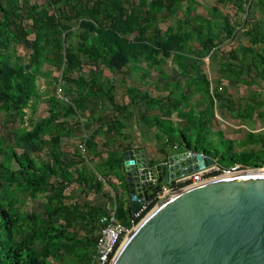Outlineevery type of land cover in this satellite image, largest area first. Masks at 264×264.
<instances>
[{"label":"rangeland","instance_id":"1","mask_svg":"<svg viewBox=\"0 0 264 264\" xmlns=\"http://www.w3.org/2000/svg\"><path fill=\"white\" fill-rule=\"evenodd\" d=\"M27 2L37 6L45 4L46 0H27ZM151 2L152 0H122V5L126 10L134 8L137 11H143L144 8L151 6ZM166 6H170L169 3H166ZM163 12H166V8ZM185 12L199 19L203 24H205L204 20L209 23L211 50L203 52L197 36L192 35L182 52L184 56L182 62L186 65L184 70H181L171 58H161L156 63H151L140 57L130 60L117 71L95 64L98 71L96 81L102 87L101 92H105L100 93L98 98L92 99L87 91H83L82 95L86 99L85 106L82 110H77V115H61L70 102L69 96L64 92L69 87V83L62 79L61 68H57L54 64L42 63L40 70L44 74L36 75V95L22 109L23 116L18 126L28 129L31 122L47 117L48 110L55 107L54 102L48 100L49 97H56L62 101L63 108H57V126H51L37 139L13 143L11 146L17 153L22 151L32 157L36 171L40 174L45 173L55 169L51 161V152L55 149L49 139L57 133L60 136L59 144L62 148L58 159L62 162L63 169H56V172H62V175L43 176L39 180L41 189L34 193L29 192L32 186L28 182L23 183L22 187L13 186L12 183L10 187L13 188V194L18 197L20 210L36 215L45 213L50 216L51 222L61 224L63 229L74 234L75 239L71 240V238L67 241L68 246L78 243L76 238L85 234L84 229L99 226L104 216L95 215L93 221L85 216L82 221H76V218L65 212L61 214L52 212L46 200V194L51 189L50 182L56 180L53 184L62 188V194L67 196L63 199L66 205L87 209L88 207L81 206L88 203L91 206H99L101 211L108 214L112 207L122 201L126 193L123 180L120 178L118 181L112 169L107 168L106 159L121 158L123 151L142 147L146 152L153 151L155 155L153 159L157 164L166 160L167 155L174 153L173 147L169 145H163L165 156L159 153L158 147L163 142L156 140L152 135L157 128L151 126L148 129V126L139 118L143 113L144 116L153 114L164 116L162 112L165 111L166 106L163 104L166 102L164 98L167 95L174 98L184 93L186 97L179 104L184 109L195 111L206 107L207 103L201 90L203 78L200 73L202 71L206 73L209 91L212 93L217 91L222 95V98L213 104L215 125H211L208 132V137L214 146L206 144V149L222 148L217 142L218 135L213 132L215 129L221 132L222 137L229 140L231 151L249 153L263 148L264 73L261 69L264 66V0H178L172 14L155 15V22H150L145 27L146 35L155 39H164L173 29L178 31L177 29L184 28L181 21ZM23 24L25 28L32 31L29 19H24ZM225 26L230 30H223ZM72 28L74 29V26ZM249 32L257 35L258 40L255 43L251 42ZM129 36L131 37L128 34ZM28 37L32 38L33 33L30 32ZM71 39L74 40L77 37L72 35ZM30 51L22 46L15 50V54L20 57L18 68L23 72L32 68L29 61ZM198 60H200L199 63L201 62L199 70L202 71L200 72L196 68L199 65ZM94 63L95 61H87V57H82L80 73L89 76L94 69ZM78 73L79 71L74 69L71 76L75 77ZM109 79L113 80L111 86L107 85ZM163 83H166V87ZM57 86L61 89L59 94H57ZM107 87L110 89L105 90ZM147 99H158L159 105L148 107ZM113 103L125 105L124 111H114ZM207 110L205 109V114H208ZM126 112L131 115L125 117ZM175 112L172 109L171 114L166 116L172 125L176 119ZM112 118L123 120L124 126L120 131L106 135L103 130L104 123ZM18 126L16 123L4 122L0 114V139H4L8 133L9 135L13 133ZM249 133L252 134L253 140L247 137ZM87 138L92 139L90 147L85 146ZM81 143H83L82 149L79 147ZM184 149L185 147L179 151ZM214 159L215 162L218 161L216 157ZM261 166H264V154ZM79 172L84 174L82 177L90 176L93 180H99L101 192H84V188L77 184L76 180H70L76 179L75 176ZM0 181L4 182V178L1 177ZM6 198V193L0 190V201ZM62 248H60V255L65 254L66 259H63L60 264H86L82 260H76L77 257L72 255L66 246ZM66 253L72 257H68ZM56 261L57 259H49L48 262L55 264Z\"/></svg>","mask_w":264,"mask_h":264},{"label":"trees","instance_id":"2","mask_svg":"<svg viewBox=\"0 0 264 264\" xmlns=\"http://www.w3.org/2000/svg\"><path fill=\"white\" fill-rule=\"evenodd\" d=\"M166 3L170 6H166ZM177 3L178 0H152L151 6L144 8L143 11H137L134 8L124 9L122 0H46L45 4L37 6H33L27 0H0V114L2 120L16 123L17 126L20 124L23 116L22 109L36 95V75L44 74L40 70L42 63L54 64L57 68H61L62 79L69 83V87L64 92L69 96L70 102L61 112L62 116L77 115V110L84 108L86 99L82 95L83 91H87L92 99L98 98L100 93L105 92H101L102 87L96 81L98 71H96L95 64H101L117 71L130 60L140 57L151 63H156L161 58H171L181 70H184L186 65L182 62L184 58L182 52L192 35L197 36L203 52L212 48L211 29L207 21L204 20L205 24H203L199 19L185 12L181 21L184 28L181 27L177 29L178 31L173 29L164 39H155L145 33V27L150 22H155V15L172 14ZM164 8H166L165 13ZM24 19L30 20L32 31L24 27ZM223 30L229 31L230 29L225 26ZM30 32L33 33L32 38L28 37ZM128 34L131 37H128ZM72 35H75L77 39L72 40ZM249 35H251L252 43L258 40L257 35L250 32ZM20 46L31 50L29 61L32 68L26 72L18 68L20 57L15 54V50ZM82 57H87V61H95L94 69L89 76L80 73ZM200 63L196 66L197 70H199ZM74 69L79 71L75 77L71 76ZM261 70L264 73V66ZM200 75L203 78L201 90L207 103L206 107L195 111L184 109L179 106L181 100L186 97L184 93L174 98L167 95L164 98L166 102L163 104L166 109L162 112L165 117L154 114L144 116L143 113L139 118L148 126V129L151 126L157 128L152 135L156 140L163 142L158 147L159 153L165 156L163 145H169V147L175 145L177 150L188 147L213 158L216 157L218 164L222 166L232 164L261 166L264 146L258 151L249 153L231 151L229 140L222 137L218 129L213 132L218 135L217 142L222 148L206 149V144L214 146L211 144L208 132L211 125H215L213 104L219 101L222 95L217 91L210 92L206 73L202 71ZM112 81L107 80V85L111 86ZM163 85L166 87V83ZM107 89L110 87L105 90ZM48 100L54 102L55 107L48 110L47 117L31 122L28 129L18 126L13 133L11 132L10 135L8 133L4 139H0V179L4 178V182L0 181V190L7 195L5 200L0 201V264H50L49 259H57L55 264H60L63 259H66L65 254L60 255L62 246H66V249L77 257L76 260L89 264L97 231L107 220V214L97 205L91 206L84 203L81 207H88L87 209L66 205L63 199L67 196L62 194L61 187L58 188L53 184L56 180L50 182L51 189L46 194V200L52 212L58 214L65 212L76 218V221H82L85 216L91 221L94 220L95 215L104 216L99 226L84 229L86 232L76 238L78 240L76 245H67V241L71 238V240L75 239L74 234L63 229L61 224L51 222L47 214L36 215L18 208L20 202L13 194L10 184L21 186L28 182L32 186L29 192L34 193L41 189L39 180L43 176L59 177L62 175V172H56V169H63L62 162L58 159L62 148L59 144L60 136L57 133L49 139L55 149L51 152V161L55 169L45 173L40 174L36 171L32 157L22 151L17 153L16 149L11 146L13 143L37 139L51 126H57V108H63L62 101L56 97H49ZM147 104L148 107L158 106L159 101L158 99H147ZM113 108L116 112H123L125 105L113 103ZM172 109L176 111L173 125L166 119ZM205 109H208V114H205ZM129 112L125 113V117L131 115ZM166 122L168 123L165 124ZM123 126V120L112 118L104 123L103 130L106 135H109L114 131H120ZM247 137L253 140L252 134H247ZM91 145L92 139H85V146L90 147ZM121 159L122 157L106 159L107 168L112 169L118 181L120 178L123 180ZM147 163L151 167L156 165L153 158L147 159ZM83 175L79 172L75 176L76 179L70 180H76L77 184L84 188V192L100 193V181L93 180L90 176L82 177ZM115 217L118 221L127 223V209L122 205L116 207ZM68 257L72 256L68 254Z\"/></svg>","mask_w":264,"mask_h":264},{"label":"water","instance_id":"3","mask_svg":"<svg viewBox=\"0 0 264 264\" xmlns=\"http://www.w3.org/2000/svg\"><path fill=\"white\" fill-rule=\"evenodd\" d=\"M122 154L129 210L165 177L215 163L213 157L185 148L167 155V172L161 174L146 162L143 148ZM109 264H264V166L171 187L131 226Z\"/></svg>","mask_w":264,"mask_h":264},{"label":"built area","instance_id":"4","mask_svg":"<svg viewBox=\"0 0 264 264\" xmlns=\"http://www.w3.org/2000/svg\"><path fill=\"white\" fill-rule=\"evenodd\" d=\"M57 94L61 91L60 87L56 88ZM83 143L79 145L82 149ZM178 148L173 145V150L178 152ZM156 166L160 167L161 174H166L167 162L164 160L163 162H159ZM151 167V166H150ZM154 168V167H152ZM247 166H243L241 164H232L227 165L225 167L219 166L217 162L205 166L201 169L194 170L190 173L181 175L179 177H174L172 179H168L165 177L164 182H159L157 185V189H155L142 203L138 205V207L134 210H129L127 206V223H122L118 221L115 217V209L113 208L107 214V220L104 225L100 226L96 239L94 242V250L90 255V263L89 264H109L115 250L120 244L121 240L124 238L127 231L131 228V226L137 221V219L144 213V211L159 197H161L165 192H167L171 187L175 185H179L185 182H189L192 180H196L199 178H203L209 175H213L216 173H220L223 171L230 170H238L245 169ZM150 179V178H148ZM151 181L154 184L155 176L151 178Z\"/></svg>","mask_w":264,"mask_h":264},{"label":"crops","instance_id":"5","mask_svg":"<svg viewBox=\"0 0 264 264\" xmlns=\"http://www.w3.org/2000/svg\"><path fill=\"white\" fill-rule=\"evenodd\" d=\"M142 148V147H141ZM144 156H145V159H146V162H147V159H152L155 155H153V151L152 150H150V151H148V152H146L145 150H144ZM156 165H154V166H152V167H155ZM124 191H125V193H126V189L124 188ZM125 197V198H124ZM124 199H125V201H124ZM128 202H129V200H128V195H127V193H126V196H123L122 197V201L120 202V203H118V204H116V206L115 207H112V209L114 208H116V207H118V206H121L122 205V207H124L125 209H127V206H128ZM111 209V210H112Z\"/></svg>","mask_w":264,"mask_h":264},{"label":"bare ground","instance_id":"6","mask_svg":"<svg viewBox=\"0 0 264 264\" xmlns=\"http://www.w3.org/2000/svg\"><path fill=\"white\" fill-rule=\"evenodd\" d=\"M122 241V240H121Z\"/></svg>","mask_w":264,"mask_h":264}]
</instances>
